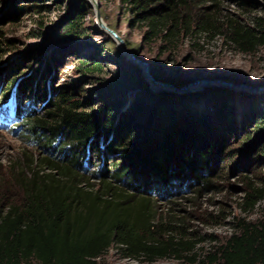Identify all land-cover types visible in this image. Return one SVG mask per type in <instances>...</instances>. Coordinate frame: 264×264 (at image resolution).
<instances>
[{"label": "trees", "instance_id": "1", "mask_svg": "<svg viewBox=\"0 0 264 264\" xmlns=\"http://www.w3.org/2000/svg\"><path fill=\"white\" fill-rule=\"evenodd\" d=\"M22 1L0 0V24L14 25L30 12ZM124 1L147 25L149 44L158 36L170 42L191 23L200 33L219 29L208 20L198 24L199 14L191 22L178 16L189 0ZM238 2L249 5L247 0ZM84 19L77 14L65 28L67 37L87 36L79 27ZM226 30L240 52L255 53L264 46V12L253 26L228 19ZM16 43L0 28V105L10 102L15 132L25 130L38 150L24 152L6 168L0 166V191L8 182L21 194L18 198L0 192V264H99L112 248L124 258L149 263L196 255L203 239L172 210L160 213L151 195L156 191L169 197L172 189L183 186L211 189L209 176L225 159L226 140L203 143L201 132H211L208 120L186 116L170 102L165 108L170 114L165 116L161 108L165 118L152 130L159 132L146 133V96H137L141 100H133L116 120L120 98L113 110L83 99L78 88L56 86L50 63L41 69V78L38 70L33 77L21 78L41 52L25 50L15 59L7 58L17 51ZM89 64L82 62L84 73L102 70L100 63ZM109 157L116 160L112 176L106 168ZM96 160L103 162L96 170L98 188L84 183L81 173L96 169ZM261 200L264 188L246 182L245 211ZM206 258L209 264H264V222L238 225L237 232Z\"/></svg>", "mask_w": 264, "mask_h": 264}, {"label": "rangeland", "instance_id": "2", "mask_svg": "<svg viewBox=\"0 0 264 264\" xmlns=\"http://www.w3.org/2000/svg\"><path fill=\"white\" fill-rule=\"evenodd\" d=\"M247 2L249 5L243 7L238 0H189L187 8L177 11L178 16L184 15L191 22L199 14L198 24L208 20L218 24L219 29L200 33L191 23L189 30H178L170 42L158 36L151 44L145 39L147 25L139 22L124 0H23L21 6L32 8L30 12L14 25L0 24L7 38L17 42V51L7 58L15 59L25 50L41 52L21 78L35 76L36 70L41 78V69L50 63L56 86L78 88L83 99L96 101V105L104 103L113 110L120 98L116 120L137 96H146L149 106L145 110L146 133L159 132L152 130L170 114L165 110L170 102L186 116L208 120L211 132H201L203 143L212 138L216 143L226 140L225 159L209 176L211 189L203 190L202 185L183 186L178 191L172 189L174 194L169 197L164 198L156 191L151 195L160 213L165 215L172 210L184 218L189 231L203 239L196 255L149 263L124 258L112 248L99 264H209L207 255L224 245L237 232L238 225L264 222V200L249 212L243 205L246 182L264 188V46L252 54L240 52L228 40L226 30L228 19L253 26L255 19L263 17L264 0ZM37 6L42 9H33ZM95 7L104 25L123 40L126 50L95 24ZM78 13L85 17L79 27H83L87 36L69 38L65 28ZM85 61H89V66L100 63L102 70L84 73L86 69L81 64ZM145 67L153 79L172 83L174 89L152 85ZM203 81L208 82L198 83ZM192 83L195 84L189 89L182 90ZM9 105L10 102L0 105L2 168L22 158L24 152L38 150L25 130L15 132ZM161 108L165 116L159 114ZM259 125L262 128L257 129ZM95 163L96 169L88 167L81 173L87 179L84 183L98 188L96 170L103 162ZM115 164L111 157L106 160L109 176ZM0 192L21 197L18 189L8 182Z\"/></svg>", "mask_w": 264, "mask_h": 264}, {"label": "water", "instance_id": "3", "mask_svg": "<svg viewBox=\"0 0 264 264\" xmlns=\"http://www.w3.org/2000/svg\"><path fill=\"white\" fill-rule=\"evenodd\" d=\"M94 13H95V24L98 25L107 35H109V37L111 39H114L123 49L126 50L125 44H124L123 40L118 36V34L114 30L109 28L108 26L104 25L103 19H102L100 13H99L98 7H95ZM144 72H145L146 77L149 80H151L154 84H156V85H158L160 87H170V88L174 89V87L172 85H168L166 83H163V82H160V81H157V80L153 79L150 76V74H149L148 68L145 67L144 68ZM205 82H208V81H205ZM189 87L190 86L185 87L182 90H187V89H189Z\"/></svg>", "mask_w": 264, "mask_h": 264}, {"label": "bare ground", "instance_id": "4", "mask_svg": "<svg viewBox=\"0 0 264 264\" xmlns=\"http://www.w3.org/2000/svg\"><path fill=\"white\" fill-rule=\"evenodd\" d=\"M150 83L152 84V85H155V86H158V85H156V84H154L151 80H150ZM199 84L200 83H205V81H203V82H198ZM197 83V84H198ZM215 83V82H214ZM166 84H168V85H173L172 83H166ZM195 83H192V84H190L189 86L191 87L192 85H194Z\"/></svg>", "mask_w": 264, "mask_h": 264}]
</instances>
